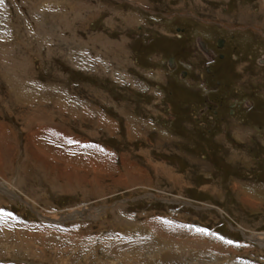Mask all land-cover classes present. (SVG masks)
Masks as SVG:
<instances>
[{"label": "rangeland", "instance_id": "rangeland-1", "mask_svg": "<svg viewBox=\"0 0 264 264\" xmlns=\"http://www.w3.org/2000/svg\"><path fill=\"white\" fill-rule=\"evenodd\" d=\"M263 60L264 0H0V264H264Z\"/></svg>", "mask_w": 264, "mask_h": 264}, {"label": "flooded vegetation", "instance_id": "flooded-vegetation-1", "mask_svg": "<svg viewBox=\"0 0 264 264\" xmlns=\"http://www.w3.org/2000/svg\"><path fill=\"white\" fill-rule=\"evenodd\" d=\"M179 28H177V31H178ZM225 40L224 38L222 37H219V38H216L214 41L212 40V43H208L207 40H203V41H199V44H201L199 47H201V49L203 50V53L204 56H208V59L205 60V63L209 64L210 62V65L212 64L211 66V69L207 67V72H206V75H208L209 73L212 74V72H210V70H213V68L215 67V70L218 71V68H223L222 65H224L225 63H227V58L225 57V53H222L224 52L223 49H224V44ZM219 50V51H217ZM209 60V61H208ZM263 66H264V60L263 62L261 63ZM229 94H225V95H222V97H219V99L217 100L218 102L211 105L209 104L206 109H208V111L211 112V116H207L209 113L208 111H204V108H202L200 110V112L202 114H200V116L202 115L203 117V121H204V124H209L211 125L212 123L214 122H218V120L220 121V123H225V120L228 119V118H220V119H215V117L217 118L218 114H220V109L223 108V105H224V102L227 100V102L229 101L230 97L227 96ZM225 96V97H223ZM228 107L231 108L230 110L234 111L235 109H237L236 111L239 113V109H240V106L237 105V103H228ZM256 106H257V111H261L262 108L264 107V101L261 102L260 99L257 98L256 100Z\"/></svg>", "mask_w": 264, "mask_h": 264}, {"label": "bare ground", "instance_id": "bare-ground-1", "mask_svg": "<svg viewBox=\"0 0 264 264\" xmlns=\"http://www.w3.org/2000/svg\"><path fill=\"white\" fill-rule=\"evenodd\" d=\"M60 128H61V127H60ZM39 132H40V131H39ZM43 133H44V132H43ZM56 133H57V132H56ZM49 134H50V133H49ZM53 134H54V133H53ZM60 140H61V139H60ZM65 142H66V141H65ZM47 143H48V142H47ZM47 154H48V153H47ZM45 156H46V155H45ZM1 184H2L3 187H4L3 190H5V192H7V193H8V192H12L11 189H10L11 186H10L8 183L5 184V183H2V182H1ZM0 186H1V185H0ZM1 187H2V186H1ZM11 188H12V187H11ZM89 210H90V209H89ZM169 228H170V227H169ZM188 239H189V237L187 238V240H188ZM255 239H256L257 241H259L260 244L264 245V235H260V236L258 235L257 238H255ZM192 241H193V240H192ZM192 241H191V242H192ZM183 243H184V242H183ZM192 245L195 246V244H192ZM190 247H191V246H190Z\"/></svg>", "mask_w": 264, "mask_h": 264}]
</instances>
